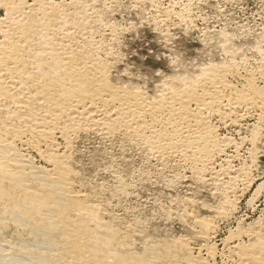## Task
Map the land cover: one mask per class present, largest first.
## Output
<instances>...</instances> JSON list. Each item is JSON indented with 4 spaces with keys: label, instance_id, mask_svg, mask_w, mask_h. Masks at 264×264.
I'll list each match as a JSON object with an SVG mask.
<instances>
[{
    "label": "bare ground",
    "instance_id": "6f19581e",
    "mask_svg": "<svg viewBox=\"0 0 264 264\" xmlns=\"http://www.w3.org/2000/svg\"><path fill=\"white\" fill-rule=\"evenodd\" d=\"M60 5L55 0H0L6 10L4 17L0 14V264H207L200 253L206 250L214 258L216 247L208 242L215 238L217 218L227 214L221 209L235 208L233 199L234 204L227 198V206H215V217L191 216L204 242L198 254L189 240L144 241L137 248L138 238L117 223L119 218H109L106 209L76 188L72 157L60 154L59 140L69 150L72 138L83 131L104 139L128 137L145 145L151 156H178L192 163L195 174L215 177V161L225 155L224 161L231 162L235 156L223 154L233 139L220 138L212 120L240 123L248 111L263 117L264 89L256 79H264V65L241 85L231 80L236 70L230 65H211L195 79L165 82L150 97L137 86L112 81L109 59L100 55L109 53L103 51L105 41L96 45L89 25H81L77 15L61 22ZM21 145L36 151L48 166L37 165ZM252 230L247 236L234 232L239 238L233 235L237 239L230 247L231 238L223 243L232 264H264V231ZM11 231L16 241L9 239Z\"/></svg>",
    "mask_w": 264,
    "mask_h": 264
},
{
    "label": "rangeland",
    "instance_id": "374dc122",
    "mask_svg": "<svg viewBox=\"0 0 264 264\" xmlns=\"http://www.w3.org/2000/svg\"><path fill=\"white\" fill-rule=\"evenodd\" d=\"M55 1L61 4L60 12L66 13L65 16L61 14V22H66L68 17L67 21H70L77 15L75 20L89 25L94 43H99L101 39L105 41L100 45L104 44L103 51L109 53L100 55L109 59L112 81L137 86L150 97L159 94L165 82L176 83L184 76L195 79L201 75V70L211 65H230L238 71H235L236 76H231L237 85L243 83L245 76L264 65V0ZM0 14L5 16V8H0ZM241 76H244L243 79ZM256 82L264 89V79L257 78ZM259 115L258 111H248L245 114L248 118L235 124L212 120L215 133L220 138L233 139L232 145L223 154L235 156L229 158L231 162L224 161L228 158L225 155L215 161L213 167L219 173L218 177L215 175L218 179L210 173L205 179L202 176L205 172L201 174L196 171L195 174L192 163L178 156L165 160L151 156L145 145H136L131 138L123 136L104 139L96 133L83 131L78 138H72V149L67 150L64 141L59 140V152H66L70 160L72 157L76 188L91 196L92 203L106 209L104 213L109 218H119L121 223H117L129 229L135 236L133 239L140 238L139 241L135 240L136 246L144 241L179 243L189 240L195 254H198L204 242L195 232L191 223L194 218L191 216L215 217L216 207L227 206L228 199L231 203L235 201V208H232H237L235 212L229 209V214L220 207L221 211L227 212L226 220L224 217L217 218L218 236H212V242H208L213 244V248L216 247L214 258L206 250L200 253L207 259V264H232L231 257H227L228 244L230 247L239 238L240 228L242 236L251 229V234L261 232V229L264 231V113L261 121ZM21 146L22 150L26 149L25 153L32 154L31 158L37 165L48 166L36 151ZM229 170L233 173H226ZM215 186L220 189L216 188L215 191ZM226 186L231 187L228 189ZM236 231L239 236L234 233ZM9 234V239L16 241L15 232ZM224 242H229L227 247ZM141 246L137 248L141 249Z\"/></svg>",
    "mask_w": 264,
    "mask_h": 264
}]
</instances>
